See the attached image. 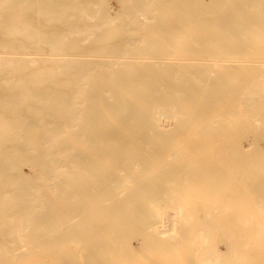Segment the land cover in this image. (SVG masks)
I'll return each mask as SVG.
<instances>
[{
  "label": "bare ground",
  "instance_id": "1",
  "mask_svg": "<svg viewBox=\"0 0 264 264\" xmlns=\"http://www.w3.org/2000/svg\"><path fill=\"white\" fill-rule=\"evenodd\" d=\"M115 2L0 0V264H264V0Z\"/></svg>",
  "mask_w": 264,
  "mask_h": 264
},
{
  "label": "rangeland",
  "instance_id": "2",
  "mask_svg": "<svg viewBox=\"0 0 264 264\" xmlns=\"http://www.w3.org/2000/svg\"><path fill=\"white\" fill-rule=\"evenodd\" d=\"M112 1V2H111ZM110 3L112 4V5H110V7H109V11H110V13L111 14H115V13H117V9L119 8V5H118V3L117 2H115V0H110ZM113 4H115V5H113ZM115 9V10H114ZM115 12V13H114ZM30 98V97H29ZM32 99V98H31ZM25 107H27V105H25L24 106V108ZM22 169H23V171H27L28 173L29 172H31L27 167L25 168V166H23L22 167ZM29 170V171H28ZM131 244H132V251L134 252V253H136L137 255H138V253L140 254V256L144 253V250H142L141 248H140V246H139V244H138V242H136V240H134V241H132L131 242ZM134 248V249H133ZM136 249V250H135ZM141 251V252H140ZM150 253H151V251H150ZM149 253V254H150ZM151 254H153V252L151 253ZM155 256H156V254H155ZM157 257H158V255H157Z\"/></svg>",
  "mask_w": 264,
  "mask_h": 264
}]
</instances>
